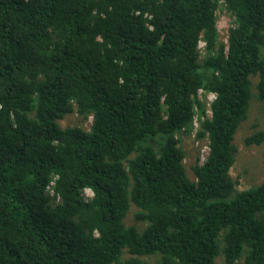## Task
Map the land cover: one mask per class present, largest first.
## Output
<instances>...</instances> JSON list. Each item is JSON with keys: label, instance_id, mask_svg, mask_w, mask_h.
Segmentation results:
<instances>
[{"label": "trees", "instance_id": "16d2710c", "mask_svg": "<svg viewBox=\"0 0 264 264\" xmlns=\"http://www.w3.org/2000/svg\"><path fill=\"white\" fill-rule=\"evenodd\" d=\"M263 46L264 0H0V264H264V180L229 174Z\"/></svg>", "mask_w": 264, "mask_h": 264}, {"label": "rangeland", "instance_id": "374dc122", "mask_svg": "<svg viewBox=\"0 0 264 264\" xmlns=\"http://www.w3.org/2000/svg\"><path fill=\"white\" fill-rule=\"evenodd\" d=\"M223 0H219L222 2ZM232 23V17L228 12L223 9H219L216 12V27L219 34V40L226 42L227 29ZM203 42L200 41L198 48L201 49ZM262 54L264 55V46L262 47ZM255 90L252 88V93ZM214 94L206 92L203 89H199L197 93L198 100L204 105L206 109V115L209 116V103L212 100ZM197 112L192 119V129L189 134L176 133L179 140V144L184 150V157L182 162L185 166L187 175L193 179L192 165L195 162L202 163L207 154V139L196 138V131L199 129V113ZM92 122L91 115L81 117L73 109L69 113L65 114L58 123L61 127L68 126H81L83 129L88 130ZM264 129V100L258 99L256 92L248 101L247 111L245 119H243L233 135V144L236 148V156L233 165L229 170L231 178L235 181V188L245 189L254 186L264 180V140L260 144H246L245 138L248 135L253 134L257 130ZM51 187L47 188L49 196L52 194ZM51 192V194H50ZM91 191L89 189L83 190V197H89ZM60 199H55L57 202ZM136 211L135 206H131L124 217L126 225L136 224L139 222L136 220L134 214ZM144 260L150 263H157V260L153 256H143ZM221 260L218 259V262Z\"/></svg>", "mask_w": 264, "mask_h": 264}]
</instances>
